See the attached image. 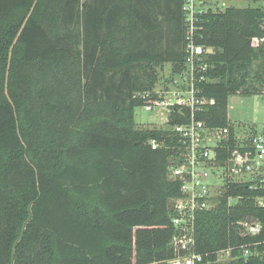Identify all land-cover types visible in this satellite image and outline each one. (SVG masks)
<instances>
[{
	"label": "trees",
	"instance_id": "16d2710c",
	"mask_svg": "<svg viewBox=\"0 0 264 264\" xmlns=\"http://www.w3.org/2000/svg\"><path fill=\"white\" fill-rule=\"evenodd\" d=\"M182 0H0V264H169L173 199L168 175L178 136L134 121L159 69L184 68ZM257 7L201 19L208 54L195 114L234 127L231 95L264 94V31ZM172 111L168 125L188 120ZM161 146L152 149L149 140ZM225 150L220 149L219 152ZM223 159L220 156V160ZM240 196L236 203L229 197ZM244 184L229 183L194 221L200 264H264V220ZM247 250L245 255L243 252ZM228 252L225 262L218 252Z\"/></svg>",
	"mask_w": 264,
	"mask_h": 264
},
{
	"label": "built area",
	"instance_id": "2783aa9c",
	"mask_svg": "<svg viewBox=\"0 0 264 264\" xmlns=\"http://www.w3.org/2000/svg\"><path fill=\"white\" fill-rule=\"evenodd\" d=\"M231 1L182 0L184 68L172 75L164 89L142 94L143 108L147 111L160 109L159 116H164L166 126L155 128H170L178 136V145H175L178 153L168 167L169 177L180 181V194L173 199L171 218L175 232L170 244L176 258L169 264H200L203 261V254L195 250L196 213L214 208L227 184L246 185L255 192L256 206L264 211V124L260 132L243 130L237 133L234 129L233 142L229 147L228 126H208L195 116L204 107L214 104V99L201 94L202 90L198 87V83L205 80L210 67L207 56L214 52V48L196 43V36L200 34L198 31L202 29L201 19L203 15L230 7ZM248 1L250 7H257L261 11L260 24L264 31V0ZM182 107L189 109L188 120L168 125L171 112ZM163 110L167 113L163 114ZM149 143L152 149H156L163 141L152 138ZM220 149L225 151L219 152ZM220 156L223 159L220 160ZM239 198L229 197L228 202L236 203ZM244 225L248 234L264 232V220L257 217ZM243 253L246 255L248 252L245 250Z\"/></svg>",
	"mask_w": 264,
	"mask_h": 264
},
{
	"label": "rangeland",
	"instance_id": "374dc122",
	"mask_svg": "<svg viewBox=\"0 0 264 264\" xmlns=\"http://www.w3.org/2000/svg\"><path fill=\"white\" fill-rule=\"evenodd\" d=\"M231 6L244 8L250 6L248 0H232ZM160 78L154 87V90L164 89L166 76H170V64L165 63L158 71ZM170 88V85L168 86ZM167 88V89H168ZM264 95H231L228 98L227 118L237 133L243 130H255L260 132L264 124ZM161 110L155 109L147 111L141 107H136L134 112V121L140 127L150 128L155 126H166L164 116L160 117ZM166 114V110H163ZM228 252L218 253L221 262L228 259Z\"/></svg>",
	"mask_w": 264,
	"mask_h": 264
},
{
	"label": "water",
	"instance_id": "95a60500",
	"mask_svg": "<svg viewBox=\"0 0 264 264\" xmlns=\"http://www.w3.org/2000/svg\"><path fill=\"white\" fill-rule=\"evenodd\" d=\"M263 132H264V130H263Z\"/></svg>",
	"mask_w": 264,
	"mask_h": 264
}]
</instances>
